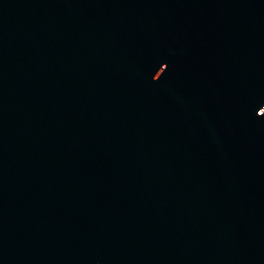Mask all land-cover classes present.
<instances>
[{"label":"water","instance_id":"1","mask_svg":"<svg viewBox=\"0 0 264 264\" xmlns=\"http://www.w3.org/2000/svg\"><path fill=\"white\" fill-rule=\"evenodd\" d=\"M0 264H264V0H0Z\"/></svg>","mask_w":264,"mask_h":264}]
</instances>
